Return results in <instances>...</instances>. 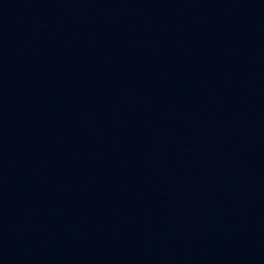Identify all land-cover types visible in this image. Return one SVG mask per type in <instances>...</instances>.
I'll list each match as a JSON object with an SVG mask.
<instances>
[{"label":"water","instance_id":"obj_1","mask_svg":"<svg viewBox=\"0 0 264 264\" xmlns=\"http://www.w3.org/2000/svg\"><path fill=\"white\" fill-rule=\"evenodd\" d=\"M0 264H264V0H0Z\"/></svg>","mask_w":264,"mask_h":264}]
</instances>
